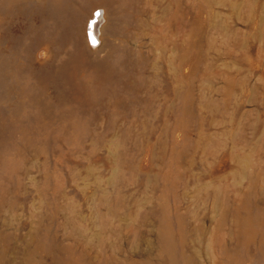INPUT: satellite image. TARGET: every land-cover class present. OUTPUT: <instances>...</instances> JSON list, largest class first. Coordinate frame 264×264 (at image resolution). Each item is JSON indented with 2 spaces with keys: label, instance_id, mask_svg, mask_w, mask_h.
<instances>
[{
  "label": "rangeland",
  "instance_id": "rangeland-1",
  "mask_svg": "<svg viewBox=\"0 0 264 264\" xmlns=\"http://www.w3.org/2000/svg\"><path fill=\"white\" fill-rule=\"evenodd\" d=\"M0 264H264V0H0Z\"/></svg>",
  "mask_w": 264,
  "mask_h": 264
},
{
  "label": "bare ground",
  "instance_id": "bare-ground-1",
  "mask_svg": "<svg viewBox=\"0 0 264 264\" xmlns=\"http://www.w3.org/2000/svg\"><path fill=\"white\" fill-rule=\"evenodd\" d=\"M62 7H63V5L60 6V8H62ZM97 14H98V13H97ZM90 21H91V20H90ZM93 22H94V21L89 22V23L92 24ZM88 35H89V39L91 40L92 43L97 42L96 40L93 39V38H95V36L91 35V30H90V29L88 30Z\"/></svg>",
  "mask_w": 264,
  "mask_h": 264
}]
</instances>
